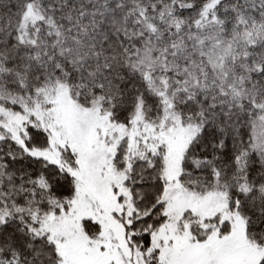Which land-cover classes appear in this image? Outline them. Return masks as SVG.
I'll return each instance as SVG.
<instances>
[{
  "label": "snow or ice",
  "instance_id": "6c2138e0",
  "mask_svg": "<svg viewBox=\"0 0 264 264\" xmlns=\"http://www.w3.org/2000/svg\"><path fill=\"white\" fill-rule=\"evenodd\" d=\"M0 264H264V0H0Z\"/></svg>",
  "mask_w": 264,
  "mask_h": 264
}]
</instances>
